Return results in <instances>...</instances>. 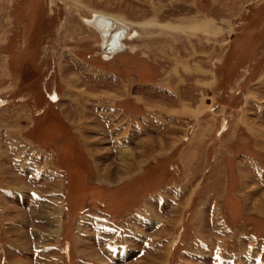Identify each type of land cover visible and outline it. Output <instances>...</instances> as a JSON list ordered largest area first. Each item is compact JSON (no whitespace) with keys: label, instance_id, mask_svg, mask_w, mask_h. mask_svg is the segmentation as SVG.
Here are the masks:
<instances>
[{"label":"rangeland","instance_id":"374dc122","mask_svg":"<svg viewBox=\"0 0 264 264\" xmlns=\"http://www.w3.org/2000/svg\"><path fill=\"white\" fill-rule=\"evenodd\" d=\"M0 264H264V0H0Z\"/></svg>","mask_w":264,"mask_h":264},{"label":"water","instance_id":"95a60500","mask_svg":"<svg viewBox=\"0 0 264 264\" xmlns=\"http://www.w3.org/2000/svg\"><path fill=\"white\" fill-rule=\"evenodd\" d=\"M90 24L99 35V48L103 57L108 53L119 51L123 48L121 41L127 26L113 17L104 14H95L89 18Z\"/></svg>","mask_w":264,"mask_h":264},{"label":"bare ground","instance_id":"6f19581e","mask_svg":"<svg viewBox=\"0 0 264 264\" xmlns=\"http://www.w3.org/2000/svg\"><path fill=\"white\" fill-rule=\"evenodd\" d=\"M95 14H102V13H98V12H93L91 15H90V17H88V18H84V22L85 23H87V25H90V26H92L91 24H90V22H89V18H91L93 15H95ZM115 19V18H114ZM119 21V20H118ZM125 24V23H124ZM126 25V24H125ZM127 26V29H126V32H125V35L122 37V39H121V41H122V43H123V47L125 46V44H124V40L127 38V37H132V36H134L137 32L136 31H133V30H130V28H129V26L128 25H126ZM93 27V26H92ZM93 29H94V27H93ZM136 36V35H135ZM123 49V48H122ZM121 49V50H122ZM120 50V51H121ZM120 51H115V52H112V53H108V54H106V55H108V56H110L111 54H113V53H115V54H117V53H120ZM114 54V55H115ZM91 93V92H90ZM130 147V146H129ZM128 147V148H129ZM126 149L127 148H125V149H123L124 151H126ZM122 150V151H123ZM55 208H56V206H55ZM58 208H59V206H58ZM54 211H57V209H55Z\"/></svg>","mask_w":264,"mask_h":264},{"label":"crops","instance_id":"0c3cea01","mask_svg":"<svg viewBox=\"0 0 264 264\" xmlns=\"http://www.w3.org/2000/svg\"><path fill=\"white\" fill-rule=\"evenodd\" d=\"M137 97H138V96H137ZM59 98H60V96H59ZM59 98H58V99H59ZM56 101H57V100H56ZM158 106H159V105H158ZM158 109L162 110V109H164V108H163V106H160V107H158ZM145 143H146V145H147V144H149L150 142H149V141H147V142L145 141V142L143 143V142L141 141L140 147L143 148V149L141 150V152H143V150H145V147H146V145L144 146ZM150 144H151V143H150ZM128 147H129V145L125 146V148H127L126 151L131 152V150H130L131 148H130V147L128 148ZM125 148H124V149H125ZM55 153H56V151H55ZM56 157H57V153H56ZM62 168H63V167H62ZM63 171H64V173H65V180L67 181V173H66V170H65L64 168H63ZM65 180H64L63 183H65V187H66V186H67V182H65ZM66 189H67V187H66ZM65 197H66V196H65ZM153 222H155V219H153Z\"/></svg>","mask_w":264,"mask_h":264}]
</instances>
